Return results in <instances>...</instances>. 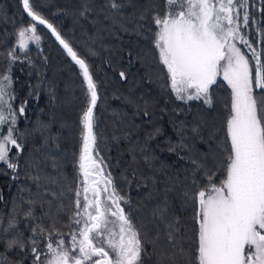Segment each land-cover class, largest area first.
Returning <instances> with one entry per match:
<instances>
[{"label":"trees","instance_id":"trees-1","mask_svg":"<svg viewBox=\"0 0 264 264\" xmlns=\"http://www.w3.org/2000/svg\"><path fill=\"white\" fill-rule=\"evenodd\" d=\"M116 2L123 5L118 13L109 8L108 0H55L53 3L30 0L33 10L51 23L89 66L99 97L94 109L95 148L119 194L129 201L128 212L133 224L146 225L150 238L155 231L152 210L167 195L180 218L181 231L186 230L195 239L193 209L181 207L180 194L190 183L193 171L188 157L199 159V153L206 152L209 143L215 147L216 141L224 137L230 90L222 79H217L210 108L202 101L178 100L153 45L156 27L150 18L140 19L149 3L163 11L165 0ZM248 3L252 14L257 8V24L264 27V12H261L264 0H248ZM85 5L91 10L82 16ZM33 24L40 43L30 44L25 56L10 63L7 54L15 49L20 29ZM262 44L264 47V41ZM121 71L125 72L126 79L119 76ZM6 73L11 77L8 93L12 97L7 99L16 113L14 135L23 145V151L17 155L18 150L11 148L9 159L19 165L15 171L0 162V233L8 228L4 234L6 239L20 236L27 243L33 227L51 225L55 220V229L68 242L75 190L80 186L82 175L79 171L80 117L87 103L86 82L79 65L47 25L27 15L21 0H0V76ZM221 97L224 103H219ZM22 105L25 111L21 114L18 109ZM146 107L150 112L147 117L143 115ZM215 116L220 119L214 121ZM181 122L184 142L191 146V152L180 149L169 152V142L180 143L181 137L174 125ZM193 126H199V134L193 133ZM7 127L2 128L4 133ZM157 127L162 129V134L149 138ZM213 132L215 138L209 140ZM213 171L214 182L224 179L222 170ZM37 175L39 180L35 178ZM197 178L204 182L202 173H197ZM29 208L35 218L24 214ZM12 218L15 223L9 227ZM145 247L149 253L153 251L151 244ZM184 247L187 250L189 243L185 242ZM191 247L194 249L195 245ZM43 248L44 241H41V251ZM0 254L10 262L33 264L28 248L5 251L4 244L0 243ZM145 262L156 264V258H145Z\"/></svg>","mask_w":264,"mask_h":264},{"label":"snow or ice","instance_id":"snow-or-ice-1","mask_svg":"<svg viewBox=\"0 0 264 264\" xmlns=\"http://www.w3.org/2000/svg\"><path fill=\"white\" fill-rule=\"evenodd\" d=\"M21 2L27 15L47 25L79 65L86 82L87 103L80 117L82 180L75 190L68 225L71 239L65 241L64 234L55 229V220L51 225L33 227V235L27 243L20 236L6 239L4 234L8 228H5L0 233L5 251L14 247L28 248L33 264H144L145 258L153 256L156 264H264V47L257 50L241 32L242 27H248L250 19L256 23L248 11V0H165L163 11L149 3L140 15L142 20L150 18L156 27L153 45L178 100L202 101L212 107V89L221 75L231 90L230 103L226 105L228 115L223 124L224 137L216 141L215 147L209 143L208 150L199 153V159L188 157L193 171L190 183L180 194L181 207L193 209L195 239L186 230L181 231L180 218L167 195L152 210L155 231L150 238L146 225L133 224L130 213L122 206L129 201L119 194L111 173H104L103 160L95 148L94 109L99 97L88 64L51 23L33 10L30 0ZM108 6L116 13L123 7L116 0H108ZM90 10L85 5L80 14L84 16ZM257 31L264 40V29ZM35 33V24L21 28L17 40L19 48H27V40L38 42L40 37ZM237 42L246 46L250 58ZM15 52L13 49L7 54L10 63L18 59ZM119 76L127 78L123 71ZM10 84V75L0 76V162L15 171L19 165L9 159V153L14 147L19 155L23 145L14 135L16 113L5 99L12 98L6 91ZM18 111L24 113V106ZM143 115L150 116L147 107ZM4 125L8 126L6 135L2 130ZM174 128L181 137L180 143L169 142L168 151L191 152V146L184 142L183 122ZM192 131L199 134V126H193ZM161 134L162 129L157 127L149 138ZM214 138L215 132L210 133L209 140ZM53 167L57 165L53 163ZM213 169L224 173L219 183L214 182ZM197 173L203 174V183ZM101 175L103 188L99 187ZM35 178L40 179L38 175ZM24 214L35 218L31 208ZM14 223L15 219H10L9 227ZM54 236L58 239L54 240ZM41 241H44V251L40 249ZM185 242L190 245L187 250ZM145 244L152 245L151 253ZM0 264L20 262H10L0 254Z\"/></svg>","mask_w":264,"mask_h":264},{"label":"rangeland","instance_id":"rangeland-1","mask_svg":"<svg viewBox=\"0 0 264 264\" xmlns=\"http://www.w3.org/2000/svg\"><path fill=\"white\" fill-rule=\"evenodd\" d=\"M55 1V0H54ZM54 1H52L51 0V3H53ZM248 11H249V13H250V15L252 16V17H254V19L256 20V23H253L252 22V20L250 19V21H249V25H248V27L247 28H241V32H242V34L246 37V39H248L251 43H252V45L254 46V47H256L257 48V50H259L260 48H262L263 47V44H262V42L264 41V40H262V38H261V35H260V33L257 31V29L258 28H262V29H264V27L263 26H259L257 23H259V19L257 20V16L255 15V14H257V12H258V10H257V8H256V10H254V12L255 13H251V10H250V4L248 3ZM256 16V17H255ZM109 19V18H108ZM108 19H107V22H110V21H108ZM110 23H113V22H110ZM255 26V28H256V31L255 32H253L254 31V26ZM251 38H252V40L253 41H251ZM17 40H18V35H17V39H16V45H15V49H16V52H15V54L18 56V58L19 57H22V56H25L26 55V53H25V51H26V49L27 48H25V49H20L19 48V45H18V43H17ZM26 40H27V38H26ZM32 43H34V44H36L37 43V45H38V43H40V40L37 42V41H34V40H27V44H28V46L30 45V44H32ZM237 46L238 47H240L241 48V50L246 54V55H248L249 56V58H250V56H251V54H250V52H248V50H247V48H246V46H244V45H242V44H239L238 42H237ZM217 79H222L223 80V77H222V75L221 76H219ZM224 81V80H223ZM226 84H227V82L226 81H224ZM228 86V85H227ZM9 88H10V85H8L7 86V89H6V91H8L9 90ZM66 89H70V88H66ZM229 90H230V88H229ZM230 93H231V90H230ZM5 99L6 100H8L7 99V97H5ZM216 101V100H215ZM224 103V98H220L219 99V103ZM8 103H9V101H8ZM72 103V101L70 100L69 101V106H70V104ZM222 106H224V104H222ZM4 111H5V113L7 114V112H8V107H7V105H5L4 106ZM210 117V116H209ZM211 118V117H210ZM215 118V119H214ZM213 119H214V121H218L219 119H220V117L219 116H215ZM217 119V120H216ZM199 120L201 121V117L199 118ZM201 124H202V122H200ZM209 123L211 124L212 123V121L210 120L209 121ZM5 135L7 134V133H4ZM104 173H106L105 172V170H104ZM102 175H103V173H102ZM102 175H101V184L99 185V187H101V188H103L104 187V184H103V182H102ZM81 180H82V175H81ZM89 182H91V178H90V181ZM109 191H111V188H109ZM89 195V198H92V194L91 193H89L88 194ZM102 198H103V193H102ZM124 208H125V212H128V206H127V204H123L122 205ZM54 239V238H53ZM55 239H58V238H55ZM54 239V240H55ZM71 239V237L69 236V240ZM42 251H44V248H43V250ZM42 259H43V257H42ZM8 260V259H7ZM144 264H146V262H145V260H144Z\"/></svg>","mask_w":264,"mask_h":264}]
</instances>
